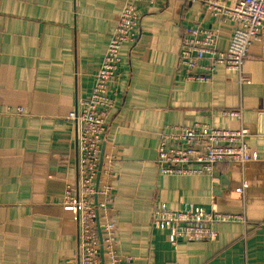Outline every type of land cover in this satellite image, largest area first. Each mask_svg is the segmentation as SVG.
Masks as SVG:
<instances>
[{
  "label": "crops",
  "instance_id": "0c3cea01",
  "mask_svg": "<svg viewBox=\"0 0 264 264\" xmlns=\"http://www.w3.org/2000/svg\"><path fill=\"white\" fill-rule=\"evenodd\" d=\"M122 4L0 0V264H77L75 218L62 206L76 178V129L67 117L91 92ZM136 9L104 138L117 151L118 253L130 258L124 264H264V31L242 64L250 85L222 67L208 83L189 81L177 68L182 38L212 30L225 50L231 23L209 14L203 0ZM195 124L247 129L252 159L219 164L210 175L160 174V134ZM161 205L239 214L243 222L214 224V241L173 244L153 224Z\"/></svg>",
  "mask_w": 264,
  "mask_h": 264
},
{
  "label": "built area",
  "instance_id": "2783aa9c",
  "mask_svg": "<svg viewBox=\"0 0 264 264\" xmlns=\"http://www.w3.org/2000/svg\"><path fill=\"white\" fill-rule=\"evenodd\" d=\"M157 0H123L105 53L89 96L78 102L67 119L76 129V178L66 184L62 206L70 210L76 224L77 264H124L130 258L118 253L116 214L113 209V165L117 159L114 145L105 147L108 116L114 106L111 84L117 78L119 52L134 38L139 22L137 5L153 6ZM206 11L220 16L233 26L225 50L217 47L218 36L199 29L193 37H183L177 68L185 79L208 83L216 68L236 72L239 83L250 85L242 75V64L249 46L260 40L264 31V0H203ZM199 69V73L194 70ZM240 117L238 111L225 112ZM249 132L215 129L206 124L180 127L160 134L156 165L162 175L201 176L212 174L219 164L244 165L252 159L246 145ZM102 154V155H101ZM245 188L243 185L238 192ZM243 222L239 214L187 207L172 211L165 205L154 212L153 224L166 230L173 244L181 241L209 242L216 239L214 224Z\"/></svg>",
  "mask_w": 264,
  "mask_h": 264
},
{
  "label": "water",
  "instance_id": "95a60500",
  "mask_svg": "<svg viewBox=\"0 0 264 264\" xmlns=\"http://www.w3.org/2000/svg\"><path fill=\"white\" fill-rule=\"evenodd\" d=\"M102 155V154H101Z\"/></svg>",
  "mask_w": 264,
  "mask_h": 264
}]
</instances>
